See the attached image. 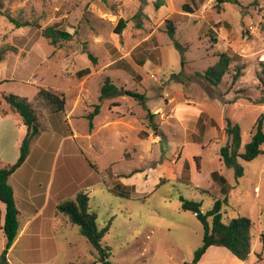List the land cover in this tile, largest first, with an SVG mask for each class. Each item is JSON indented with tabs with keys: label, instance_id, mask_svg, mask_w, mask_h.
Here are the masks:
<instances>
[{
	"label": "rangeland",
	"instance_id": "rangeland-1",
	"mask_svg": "<svg viewBox=\"0 0 264 264\" xmlns=\"http://www.w3.org/2000/svg\"><path fill=\"white\" fill-rule=\"evenodd\" d=\"M156 1L0 0V91L27 98L40 126L31 145L40 161L31 159L25 177L37 170L31 190L39 198L50 176L52 191L59 183L65 190L60 201L86 192L98 228L107 227L101 247L112 264L191 262L203 225L181 208L180 197L199 201L203 212L226 198L224 221L243 216L252 222L245 260L211 246L196 264H264V154L239 160L240 177L219 158L227 140L225 117L239 125L243 146L264 114V0H160L159 7ZM6 15L30 24L16 27ZM120 20L124 26L117 32ZM47 26L73 36L52 45L41 35ZM221 52L234 58L221 82L210 85L198 74ZM85 67L90 74L78 78L76 71ZM106 78L117 90L99 100ZM40 87L63 93L64 110L47 111L37 97ZM128 91L145 96L154 113L150 124ZM97 104L89 127L88 113ZM19 123L24 136L26 126ZM214 170L225 183L212 177ZM4 212L0 202V249ZM55 239L52 264L104 259L75 224H63Z\"/></svg>",
	"mask_w": 264,
	"mask_h": 264
},
{
	"label": "trees",
	"instance_id": "trees-1",
	"mask_svg": "<svg viewBox=\"0 0 264 264\" xmlns=\"http://www.w3.org/2000/svg\"><path fill=\"white\" fill-rule=\"evenodd\" d=\"M226 0H217L220 4ZM233 3H238V0H230ZM160 0L155 2L156 7L162 5ZM185 6V5H184ZM187 7V6H186ZM188 8V7H187ZM7 19L16 27L26 26L30 23L20 22L16 19L6 15ZM124 26V21L120 20L118 31ZM167 32L173 34L174 27L171 23L167 27ZM41 35L48 39L54 45L60 41L71 39L72 33L66 30L56 28L54 26H47L41 29ZM214 40V37L213 39ZM5 48L0 47V61L3 59ZM89 58L94 61V57L88 52ZM218 60L209 66L202 74H198L210 85H218L223 75L227 72L230 63L234 56L226 52H221L218 55ZM240 67L237 68L233 79H236L240 74ZM90 68L85 67L76 71L78 78L90 74ZM261 72L264 75V62H261ZM264 88V78L261 79ZM117 90L116 85L106 78L99 90V100L113 96ZM131 97L139 100L140 104L145 108L149 124L153 121L154 113L146 106L145 96L128 91ZM37 97L44 101L47 111L58 112L63 111L65 107V97L63 93L55 92L50 89L40 87L37 92ZM5 106V107H3ZM0 116L5 117L14 115L26 126V133L19 142V155L17 160L12 164L0 166V202L4 204V220L1 226L4 234L5 242L0 252V264H10L8 260V251L17 238L20 230L19 210L16 205L14 192L12 186L9 184V177L13 174L27 159L32 142L40 134V126L38 116L35 108L29 103L27 98L18 96L12 93H2L0 91ZM100 106H94L93 111L88 113L87 118L90 119L89 127H91V119L99 113ZM264 114L260 115L254 124V132L249 141L242 146L241 130L237 123H234L230 118L225 117L224 133L226 135V143L219 149V158L224 166L233 168L235 177H240L243 174V168L239 160L249 162L259 155H263L264 151L261 148L264 143L263 131ZM156 135H158L156 133ZM242 147V150H241ZM213 178H216L221 183H225V178L219 175L217 171L211 173ZM181 208L183 210L191 211L203 225L202 245L195 251L191 262H184L183 264H196L206 250L211 246H220L226 248L236 259L245 260L251 251L250 242V228L252 222L247 217L231 218L226 221L223 220L221 214L222 201L216 199L212 207L205 212L201 210V203L195 200H188L180 197ZM63 214L68 221L79 227L80 233L86 240L103 254V261L100 264H112L101 247V239L107 231V227L99 229L96 222V213L91 210L89 206V197L86 192L79 191L73 199L59 201L55 207V214ZM259 240L264 247V232L259 234ZM107 249L109 247L106 246ZM77 264V263H71ZM84 264V263H79Z\"/></svg>",
	"mask_w": 264,
	"mask_h": 264
},
{
	"label": "crops",
	"instance_id": "crops-1",
	"mask_svg": "<svg viewBox=\"0 0 264 264\" xmlns=\"http://www.w3.org/2000/svg\"><path fill=\"white\" fill-rule=\"evenodd\" d=\"M20 128L16 116H0V159L4 161V165L12 164L18 158L19 142L24 137ZM69 133H71V136H68L73 139L75 134L71 130ZM8 148L13 150V153L7 151ZM32 148L34 149V147ZM33 149L23 164L9 177V184L13 188L16 205L20 213L19 218L21 215L23 217L22 222L19 220V234L7 254L10 264H52L57 258L56 249L58 244L56 243L55 232L63 224H69L65 215L55 214V207L62 199L60 197L63 196L65 190H62L61 183H59L52 191L55 185L54 177L50 176L47 180L41 198L32 193L33 189L31 190V187L36 185L34 178L38 172L35 170L34 176L26 178L23 170L30 164L31 159L36 163L40 161V157L34 159ZM74 192L76 190L67 196L72 195ZM52 193L54 196H52ZM63 264L70 263L65 262Z\"/></svg>",
	"mask_w": 264,
	"mask_h": 264
}]
</instances>
